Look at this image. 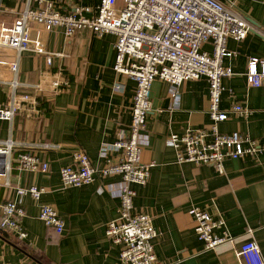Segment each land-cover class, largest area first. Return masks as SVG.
I'll use <instances>...</instances> for the list:
<instances>
[{
  "label": "crops",
  "instance_id": "obj_1",
  "mask_svg": "<svg viewBox=\"0 0 264 264\" xmlns=\"http://www.w3.org/2000/svg\"><path fill=\"white\" fill-rule=\"evenodd\" d=\"M48 1L55 9L68 13L76 7L94 11L100 0ZM38 5L37 0H0V22L9 23L27 7L34 9ZM235 6L253 27L264 30L263 0H235ZM28 24L30 37L38 36L44 49L53 53L52 62L47 64L32 45L19 53L17 78L26 87L18 91L29 90L41 74L58 70L66 83L57 91L46 86L36 93V115L29 117L21 109L11 120H0V140L15 143L0 175V201L12 200L24 208L20 224L26 233L20 237L16 232L0 229V261L123 264L119 259L120 246L105 234L106 223L117 216L119 199L115 188L120 176L63 186L60 170L73 163L72 152L76 149L83 150L93 165L105 164L99 148L127 132L134 81L113 68V34L99 36L81 28L69 37L62 28L47 31L34 21ZM226 45L235 55L223 61L232 68L233 75L222 80L220 107L229 111L233 104L240 103L248 111L243 115L230 113L218 123V130H236L264 140V86L250 87L246 78L248 59L264 60V37L251 31L242 40L228 38ZM202 49L210 51L211 45L205 43ZM16 56L15 50L0 48V59L12 60ZM11 78L9 68L0 66V107L8 101ZM179 90V103L174 107L169 83L157 78L153 81L140 143L141 161H155V165L145 185H131L135 190L134 210L150 215L157 231L152 240L157 260L165 264H240L235 249L249 239L258 243L264 258V152L256 157L226 159L222 172L209 164L178 163L168 141L170 133L210 125L206 78L186 81ZM23 152L46 162L47 171L21 169L18 157ZM109 157L116 160L117 156L111 153ZM30 185L44 188L38 200L16 192L17 187ZM41 204L56 209L64 223L61 233L39 219ZM192 207L205 209L215 217L220 215L227 233L234 237L233 243L205 250L194 231Z\"/></svg>",
  "mask_w": 264,
  "mask_h": 264
},
{
  "label": "built area",
  "instance_id": "obj_2",
  "mask_svg": "<svg viewBox=\"0 0 264 264\" xmlns=\"http://www.w3.org/2000/svg\"><path fill=\"white\" fill-rule=\"evenodd\" d=\"M37 1V8L27 7L11 22H0V47L17 53L12 60L0 59V66H7L12 74L8 82V101L0 107V120H11L21 109L29 117L36 115L39 112L36 93L46 86L54 92L66 83L58 70L52 74H41L37 82L30 84L29 90L18 91L26 87L17 78L19 53L32 45L36 53L44 56L47 64L52 62L53 53L44 49L41 39L30 37L29 21L42 25L47 31L62 28L69 37L81 28L99 36L113 34V68L134 81L129 128L113 142L101 144L98 153L105 160L103 166L93 165L83 150L76 149L72 152L73 163L61 168L60 177L63 186H80L96 178L119 175L120 183L115 188L119 206L117 216L106 223L107 238L120 246L119 259L123 264H165L157 260L153 251L152 240L157 231L152 217L134 210L135 190L131 187L132 184L145 185L155 165V161H141L140 143L150 110L152 83L156 78L169 83L176 107L182 83L201 77L208 82L209 127L186 129L168 136L178 163L209 164L222 172L226 159L256 157L264 152V140L236 130L220 132L217 125L225 121L230 113L243 115L248 111L240 103L233 104L229 111L220 107L224 89L222 80L233 75L232 68L223 62L224 58L235 55L227 48V39L242 40L251 31L264 37V30L249 23L246 16L237 10L235 0H100L94 11L88 7H76L68 13L55 9L51 1ZM205 43L211 45L210 51L202 49ZM246 78L250 87L264 86V60L249 58ZM115 87L118 89L119 85ZM14 145L10 139L0 140V175L6 166V156ZM111 153H115L116 160L109 157ZM18 162L20 168L27 171L45 172L48 169L46 162L29 152L21 153ZM16 192L29 194L38 200L44 188L30 185L17 187ZM191 214L195 221L194 231L205 250L233 243L234 237L227 233L225 221L220 215L215 217L199 207H192ZM24 216L25 210L17 202L0 201V229L25 237L20 224ZM38 217L55 232L63 231L64 223L53 206L41 204ZM217 230L222 233H216ZM235 255L240 264H264L259 245L253 239L243 241L235 249ZM0 264L9 263L0 261Z\"/></svg>",
  "mask_w": 264,
  "mask_h": 264
},
{
  "label": "rangeland",
  "instance_id": "obj_3",
  "mask_svg": "<svg viewBox=\"0 0 264 264\" xmlns=\"http://www.w3.org/2000/svg\"><path fill=\"white\" fill-rule=\"evenodd\" d=\"M1 48V47H0Z\"/></svg>",
  "mask_w": 264,
  "mask_h": 264
}]
</instances>
